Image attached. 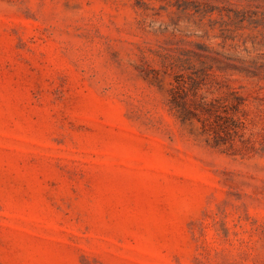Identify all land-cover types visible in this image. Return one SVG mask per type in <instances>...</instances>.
I'll return each mask as SVG.
<instances>
[{
    "label": "rangeland",
    "instance_id": "374dc122",
    "mask_svg": "<svg viewBox=\"0 0 264 264\" xmlns=\"http://www.w3.org/2000/svg\"><path fill=\"white\" fill-rule=\"evenodd\" d=\"M178 83L263 132L264 0H0V264H264V150Z\"/></svg>",
    "mask_w": 264,
    "mask_h": 264
},
{
    "label": "trees",
    "instance_id": "16d2710c",
    "mask_svg": "<svg viewBox=\"0 0 264 264\" xmlns=\"http://www.w3.org/2000/svg\"><path fill=\"white\" fill-rule=\"evenodd\" d=\"M229 24L244 26L248 21L250 25L256 24V20L247 17L245 11L238 8L227 14ZM247 100L237 90L229 88L219 97L209 98L200 94V88L195 86L187 87L178 83L171 89L170 107L176 112L178 118L185 124L190 116H204L205 128L213 135L216 147L226 146L231 150H243L251 153L257 150H264V129L258 134L250 133L248 116L245 110ZM264 120V110L261 111ZM260 145V147H258Z\"/></svg>",
    "mask_w": 264,
    "mask_h": 264
}]
</instances>
